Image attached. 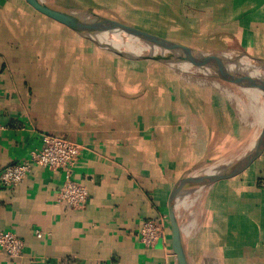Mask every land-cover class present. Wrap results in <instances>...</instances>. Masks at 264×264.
<instances>
[{
    "label": "crops",
    "instance_id": "0c3cea01",
    "mask_svg": "<svg viewBox=\"0 0 264 264\" xmlns=\"http://www.w3.org/2000/svg\"><path fill=\"white\" fill-rule=\"evenodd\" d=\"M154 1L133 13L158 12L160 1L170 20L179 13L182 27L209 34L214 46L203 51L264 60V0ZM229 98L161 62L97 47L31 0H0V172L30 159L51 135L82 145L72 178L88 189L83 208L60 202L65 173L40 165L16 187L0 184V231L24 241L19 257L0 249V264H177L174 185L236 159L264 124ZM211 186L208 219L220 264H264V151ZM146 219L166 226L151 247L139 241Z\"/></svg>",
    "mask_w": 264,
    "mask_h": 264
},
{
    "label": "water",
    "instance_id": "95a60500",
    "mask_svg": "<svg viewBox=\"0 0 264 264\" xmlns=\"http://www.w3.org/2000/svg\"><path fill=\"white\" fill-rule=\"evenodd\" d=\"M45 13L68 26L76 33L90 38L100 46L118 55L132 59H148L179 67L189 71H201L207 74L214 71L216 76L227 81L248 82L264 92V60L253 57L241 50L196 51L177 44L161 36L132 27L123 22L100 16L94 12H75L56 0H31ZM110 31H121L132 38H137L150 46L148 53L133 54L128 48L111 45L104 34ZM106 38V40H105ZM243 59H246L244 61ZM246 65L260 77H246L241 72L231 70V63ZM264 151V124L254 143L239 157L232 161L218 164L196 173L184 176L174 185L170 194L172 248L177 264H189L182 236V227L178 219L177 204L181 195L191 189L201 188L230 176H235L251 165Z\"/></svg>",
    "mask_w": 264,
    "mask_h": 264
},
{
    "label": "rangeland",
    "instance_id": "374dc122",
    "mask_svg": "<svg viewBox=\"0 0 264 264\" xmlns=\"http://www.w3.org/2000/svg\"><path fill=\"white\" fill-rule=\"evenodd\" d=\"M56 1L78 13H82L83 11L86 10L89 12H94L106 18H111L123 22L127 25L128 24H138L141 26L144 25L145 27H135V28L161 36L172 42L189 47L196 51L210 50L207 48H209L210 46L211 47L214 46V44L210 43L209 34L207 36H202L201 34L199 35L198 27H194V28L182 27V24L179 21V13H175V20H170L168 18V15L170 17L172 15H170L166 11L164 5L163 8V6L160 4V1H156V5L159 6L160 11L149 12L150 10L146 9L144 12H140V13L138 12L136 14L133 13L136 9L137 10L138 8L144 9L147 7V5L149 6V4H147L148 2L151 1L152 3H154L155 1L147 0V2H145L142 0H138V3L131 2L130 4L125 3L126 0H56ZM108 5L112 6V10L108 9L109 8ZM213 29L214 27L211 25L210 27L206 28V31L207 30L208 32L211 30L213 31ZM106 34H104L105 37L115 36L119 39H121V37L124 38L125 36L124 33L121 34L118 31H110ZM127 37L129 36H125L126 41L137 40V38H132V37L131 38L129 37L130 39L128 38L127 40ZM91 41L94 42L97 47L103 48L97 42L93 40ZM105 50L110 51L108 49ZM243 60L246 61V59ZM164 65H166L167 67H171L167 64ZM238 65L239 64L237 62L236 64L231 63L232 70L237 71ZM239 68H241V66H239ZM172 69L178 71L179 73L181 72V74L184 75L187 80H191V82L193 83L205 84V86L208 89V92L211 93V95L214 97L218 94L224 100L230 99L229 98L230 95L228 94L227 91L232 92L235 96L240 97L239 98L240 102L238 97H233V99L235 100L234 103H238V107L241 113L243 112V115H246V118H248L249 121L251 122L255 121V123L257 124V123H261L264 120L263 117L264 92L258 87H253L256 90V92L252 93L249 92V90H247L246 88H241L242 84L240 81L230 82L224 79H220L216 76L214 71L210 72V75L209 74L207 75L205 72H202L204 70L189 71L179 67H172ZM245 72L246 71H242V73ZM255 74L256 77H260L256 72ZM250 78L252 77L250 76ZM219 89L221 91H219ZM253 99H255L254 103H252ZM249 100L251 101V103ZM242 101L243 103H241ZM248 104H250V106ZM255 109H257L256 113L254 111ZM249 126L250 124L247 125L246 127ZM244 132H246V130ZM211 185L212 184L201 188L191 189L190 191L181 195L178 200V204H177L178 219L182 227L183 243L189 264H220L218 253L216 251V246H215L216 242L214 239V229L210 228V220L208 219L209 213L207 207L209 202V194L212 189ZM202 190L204 191L207 190L208 192H207V197L205 198L204 201L205 203L203 202V205L199 206L198 204V201H200L199 194L200 192H202ZM183 217H185V220Z\"/></svg>",
    "mask_w": 264,
    "mask_h": 264
},
{
    "label": "built area",
    "instance_id": "2783aa9c",
    "mask_svg": "<svg viewBox=\"0 0 264 264\" xmlns=\"http://www.w3.org/2000/svg\"><path fill=\"white\" fill-rule=\"evenodd\" d=\"M82 145L76 141L46 135L42 146L31 153L30 159L6 167L0 172V184L5 187H16L24 182L34 165L46 167L51 171H63L65 179L58 191V200L73 208H83L88 197L87 187L72 178L73 167L78 162ZM164 221L146 219L141 223L139 241L146 247L154 246L165 237ZM39 238L43 237L37 231ZM24 241L15 233L0 231V249L9 257L22 255Z\"/></svg>",
    "mask_w": 264,
    "mask_h": 264
},
{
    "label": "bare ground",
    "instance_id": "6f19581e",
    "mask_svg": "<svg viewBox=\"0 0 264 264\" xmlns=\"http://www.w3.org/2000/svg\"><path fill=\"white\" fill-rule=\"evenodd\" d=\"M118 32H120L121 34H123V32H121V31H118ZM107 35V34H106ZM125 36H128V35H126L125 34ZM125 36H124V38L123 37H121V39H119V38H117V37H115V36H109L107 39H108V41L107 42H109V43H111V45H115V46H118L119 44H121L122 46H124L123 48H128L129 49V51L131 52V53H133V54H138V55H140V54H142V53H148V52H150L149 51V49H150V46L149 45H147V43H145V42H143V41H141V40H139V39H137V40H132V41H126L125 40ZM128 38L129 37H127V40H128ZM131 38V37H130ZM129 38V39H130ZM105 40H106V38H105ZM119 47V46H118ZM232 70V69H231ZM238 70V72H241L242 73V71H246L245 73H242V74H244V75H246V77H255V78H257L255 75V72H253L252 70H248V67L246 66V65H242V67L241 68H239V69H237ZM195 73V72H194ZM197 73V72H196ZM201 73V72H200ZM207 74V73H206ZM208 75V74H207ZM210 75V74H209ZM241 82V88H246L247 90H249V92H256V90L253 88V86H251V84L250 83H248V82H243V81H240ZM223 87V86H222ZM218 88V87H217ZM228 92V94L230 95V96H232V97H238V96H235L232 92H229V91H227ZM244 93V92H243ZM255 95H256V93H255ZM254 95V96H255ZM240 97H238V99H239ZM254 98V97H253ZM262 98V97H261ZM232 99V98H231ZM249 99V98H248ZM264 99V98H263ZM255 99H253L252 100V103H254L255 101H254ZM261 100V99H260ZM250 101V100H249ZM249 101H247V102H249ZM239 102H240V99H239ZM241 103H243V101L241 102ZM250 103H251V101H250ZM249 106H250V104H248ZM237 106V105H236ZM258 107H259V105H258ZM260 108H261V106H260ZM252 109H253V107H252ZM239 110V109H238ZM256 110L257 109H255L254 111H255V113H256ZM258 110H260V109H258ZM262 110V109H261ZM249 114V113H248ZM261 114H262V112H261ZM256 115V114H255ZM255 118H257V117H255ZM242 143V142H241ZM243 152H244V150H242V151H240L238 154V157L239 156H241L242 154H243ZM208 189V188H207ZM207 190H202V192H200V194H199V199H200V201H198V204H199V206H202L203 205V202L205 201V198H206V196H207ZM187 202V201H186ZM205 203V202H204ZM196 210V209H195ZM194 211V210H193ZM200 213V212H199ZM197 214V213H196ZM201 214V213H200ZM199 215V214H198ZM184 218V220H185V217H183ZM194 220V219H193ZM191 223V222H190Z\"/></svg>",
    "mask_w": 264,
    "mask_h": 264
}]
</instances>
